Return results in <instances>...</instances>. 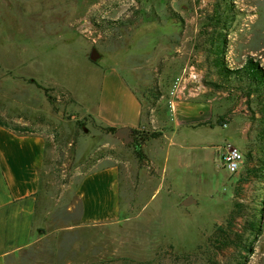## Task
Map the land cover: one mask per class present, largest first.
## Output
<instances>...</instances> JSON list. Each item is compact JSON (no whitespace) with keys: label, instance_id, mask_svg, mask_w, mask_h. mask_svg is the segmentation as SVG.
<instances>
[{"label":"rangeland","instance_id":"1","mask_svg":"<svg viewBox=\"0 0 264 264\" xmlns=\"http://www.w3.org/2000/svg\"><path fill=\"white\" fill-rule=\"evenodd\" d=\"M83 19L100 32L96 43L78 28ZM216 48L228 68L252 57L264 69V0H0V63L47 88L0 71V119L24 121L44 139L38 237L24 264H264L263 95L245 77L219 76ZM115 63L141 99L144 129L134 133L156 134L138 136L141 157L135 144L83 113L96 98L101 69ZM191 64L202 91L171 98ZM208 94L218 120L229 124L211 119L210 129L173 133L175 101ZM172 139L182 146L169 148ZM225 142L244 155L233 174L224 167ZM111 164L120 171L122 214L112 223L81 224L79 183ZM187 195L197 202L181 205ZM230 223L225 238L232 243L224 247L215 240Z\"/></svg>","mask_w":264,"mask_h":264},{"label":"crops","instance_id":"2","mask_svg":"<svg viewBox=\"0 0 264 264\" xmlns=\"http://www.w3.org/2000/svg\"><path fill=\"white\" fill-rule=\"evenodd\" d=\"M122 70L123 66L116 63L101 69L96 98L93 103L83 105V113L91 115L104 127L144 129L141 99ZM130 70L137 69L130 66ZM0 71L14 74V67L0 63ZM14 75L29 77L32 84L36 82L32 75L20 73V70ZM68 91L80 105L82 102L71 90ZM213 101L209 94L196 97L194 102L177 99L169 122L173 133H179L183 128L210 129L211 119L218 120ZM201 122L203 124H199ZM20 124L26 125L24 121ZM223 124L225 126L229 123ZM232 125L237 128L236 124ZM178 146L181 147L182 143L172 139L169 148ZM173 152L178 158L180 153L176 149ZM43 157L44 139L41 135L27 128L25 132H20L0 125V264H24L28 258V249L37 240L35 230L39 222L36 209ZM120 191V171L117 165L111 164L87 172L78 187L81 224L97 225L118 221L122 214Z\"/></svg>","mask_w":264,"mask_h":264},{"label":"trees","instance_id":"3","mask_svg":"<svg viewBox=\"0 0 264 264\" xmlns=\"http://www.w3.org/2000/svg\"><path fill=\"white\" fill-rule=\"evenodd\" d=\"M214 53V58H213V64L216 67V72L219 76L221 77H225L227 79H230L231 77H236V78H242L245 77L247 78L249 81H251L254 84V89L255 91H259V94L263 95L261 100H259L260 103V108L258 110L259 113H261V122L262 120H264V69L262 68V66L259 64V62L257 60H254L252 57H248L245 61V63L240 67V68H228L225 63L223 62V58H222V54H223V50H218V48L215 49V51H213ZM36 85L38 87H41L45 93L47 94V88H45L44 86H42L41 84L35 82ZM264 122V121H263ZM217 124L222 125L223 123H225L222 119L221 120H217L216 121ZM199 124H203V122L199 123ZM213 123L211 122V126ZM0 125L3 126H7L12 128L15 131H20V132H25L26 128L21 126V125H10L7 122L3 121L0 119ZM106 130L110 131V132H114L116 130V128L114 127H105ZM134 132L138 131L137 129L133 130ZM139 133V132H138ZM154 136L156 134H144L143 132L138 134L139 139L141 141H144L146 139H148V137L150 136ZM260 137L262 138V140H264V123L261 127V130L259 132ZM136 153L138 156L141 157V152L138 149L139 148V144L136 143ZM264 168V165H263ZM240 205V204H238ZM239 213V212H238ZM238 213L233 214L234 215H238ZM260 225L258 223H256L255 221H252L250 223V228L252 230V232H254L255 234H258L260 232ZM219 230L221 231L222 235L221 237L223 239L221 240H215L217 242H221L222 241V245H224V247H227L230 245V241H227L225 236H230V232H231V223L229 225L228 228H224L222 226L219 227ZM236 235L238 237H240V233H236ZM242 242L241 239H239V244ZM245 248H249L247 246H245Z\"/></svg>","mask_w":264,"mask_h":264},{"label":"built area","instance_id":"4","mask_svg":"<svg viewBox=\"0 0 264 264\" xmlns=\"http://www.w3.org/2000/svg\"><path fill=\"white\" fill-rule=\"evenodd\" d=\"M78 28L86 36V38L96 43L101 34L85 19L81 21ZM203 89L200 71L194 65H186L177 78L173 89L170 92V97H181L184 94L197 96ZM171 104V102H170ZM244 161L242 151L233 143L225 142L223 144V163L226 170L230 173H236L241 168Z\"/></svg>","mask_w":264,"mask_h":264},{"label":"water","instance_id":"5","mask_svg":"<svg viewBox=\"0 0 264 264\" xmlns=\"http://www.w3.org/2000/svg\"><path fill=\"white\" fill-rule=\"evenodd\" d=\"M98 57H99V54L96 48H92L90 59L93 61H96ZM114 135L126 144L133 143L135 141L134 136H133V129L129 126H121V127L116 128V130L114 131ZM196 202L197 200L192 195H187L182 199L181 205L189 206V205L195 204Z\"/></svg>","mask_w":264,"mask_h":264},{"label":"flooded vegetation","instance_id":"6","mask_svg":"<svg viewBox=\"0 0 264 264\" xmlns=\"http://www.w3.org/2000/svg\"><path fill=\"white\" fill-rule=\"evenodd\" d=\"M133 136H134V139H135V141L133 142V144L138 143V136L134 133V131H133Z\"/></svg>","mask_w":264,"mask_h":264}]
</instances>
